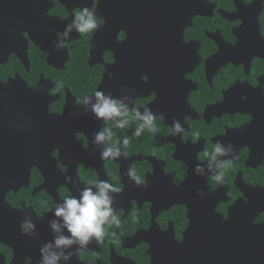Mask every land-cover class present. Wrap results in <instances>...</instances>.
<instances>
[{
	"label": "flooded vegetation",
	"instance_id": "af4514ba",
	"mask_svg": "<svg viewBox=\"0 0 264 264\" xmlns=\"http://www.w3.org/2000/svg\"><path fill=\"white\" fill-rule=\"evenodd\" d=\"M84 7L103 26L73 30L57 50ZM97 90L151 108L158 132L117 130L130 142L102 160L101 122L80 105ZM217 140L235 149L222 185L194 172ZM100 180L122 189L120 227L60 264H201V247L221 254L253 239L264 224V0H0V264H39L50 209ZM26 216L35 237L21 233Z\"/></svg>",
	"mask_w": 264,
	"mask_h": 264
},
{
	"label": "clouds",
	"instance_id": "9594fccd",
	"mask_svg": "<svg viewBox=\"0 0 264 264\" xmlns=\"http://www.w3.org/2000/svg\"><path fill=\"white\" fill-rule=\"evenodd\" d=\"M103 24V18L97 17L94 8L84 7L77 11L71 21L65 25L56 43L57 50L68 47V43L72 40L73 30L81 35L90 34L97 31ZM133 103L134 99L131 96L115 97L103 90H97L91 95L84 96L80 101L85 114L91 112L94 118L101 122L102 127L93 134L92 143L95 146L104 145L100 150L102 160H118L122 155V146L129 144L130 137L117 138V130L130 129L135 123L131 137L137 139L145 130L153 136L158 132L156 114L151 108L145 107L141 111L133 107ZM185 131L179 119L172 121L171 132L174 137H179ZM195 135L199 137V133ZM234 152L235 149L231 144L225 145L217 140L212 151L204 153L207 162L195 166V174L201 177L211 176L216 184H224L225 173L233 167ZM126 175L137 186H146V181L137 174L134 168L130 167ZM64 179L66 184L74 183L71 176H65ZM121 191L119 186L107 180H100L93 182L92 186L80 188L76 195H68L57 202L55 207L50 209L52 218L48 221L53 240L41 246L39 264H60L61 257L68 262L74 254L87 249L91 242L103 241L107 228H119L121 220L116 214L113 194ZM197 191L201 197L205 195L202 189ZM20 227L24 235L32 237L37 235L36 224L30 216L24 218ZM112 235L115 236L116 233Z\"/></svg>",
	"mask_w": 264,
	"mask_h": 264
},
{
	"label": "water",
	"instance_id": "95a60500",
	"mask_svg": "<svg viewBox=\"0 0 264 264\" xmlns=\"http://www.w3.org/2000/svg\"><path fill=\"white\" fill-rule=\"evenodd\" d=\"M92 55L96 60L98 54H101L102 49L97 47L98 42L97 39H93L92 41ZM72 107L67 104L66 114L70 113ZM256 234L253 236V239H243L238 241L240 246L236 247V250L233 252H223L219 254V252H209L207 253V249L203 251V248H199L200 252L194 254V259L199 261L201 264H264V224L255 226ZM190 239H188V234L185 233V238L182 243L179 244L180 249L186 251L188 249V245L190 243ZM220 242V240H218ZM223 242V241H222ZM222 248L221 250H223ZM218 248L216 251H219ZM153 264H161L158 260V257L153 256Z\"/></svg>",
	"mask_w": 264,
	"mask_h": 264
}]
</instances>
